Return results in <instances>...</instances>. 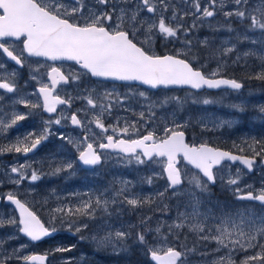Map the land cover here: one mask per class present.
Masks as SVG:
<instances>
[{
	"label": "snow or ice",
	"instance_id": "snow-or-ice-1",
	"mask_svg": "<svg viewBox=\"0 0 264 264\" xmlns=\"http://www.w3.org/2000/svg\"><path fill=\"white\" fill-rule=\"evenodd\" d=\"M217 17L223 22H214ZM201 29L210 35L196 36ZM220 32L229 35L221 38ZM244 44L251 47L242 50ZM157 45L163 51H157ZM0 55L17 66L9 70L0 61V136L34 115V110L56 114L42 118L39 130L0 144V155L16 153L27 158L50 137L60 141L56 151L40 161L25 159L0 174V187L14 186L0 200L18 211V216L12 211L0 214V229H12L0 237V264H50L49 257L57 254L62 264H83L85 253L65 254L84 242L94 253L114 258L116 264H125L137 251L151 264H190L192 256L199 257L196 264H264V180L259 187L245 183L246 174L264 168V140L252 138L250 144L244 140L250 155L233 154L207 141L190 143L189 130L200 128L203 134L232 128L237 121L194 115L185 107L188 96L153 99L139 90V86L188 88L199 93L223 87L240 92L243 80L224 75L229 65L252 69L246 78L264 82V0H0ZM30 58L53 63L46 68ZM252 60L257 63L253 65ZM58 61L78 67L62 70L55 64ZM212 63L215 68L205 71ZM25 68L28 79L21 85L19 70ZM85 79L123 82L129 91L119 93L115 87H85L75 95L58 91L60 85L79 87ZM29 82L38 86L32 92L26 91ZM77 100L82 107L58 113V106L71 109ZM133 101L144 110L136 113L125 107ZM215 102L191 97L194 105ZM16 105L28 111H17ZM228 107L237 114L249 111L246 104ZM115 109L133 111L139 121L157 124L159 132L153 128L139 136L137 121L125 120L121 127L119 117L106 124L105 118ZM252 112L264 121V103L255 105ZM62 121L81 129V136L54 131L53 125L62 126ZM130 130L138 138H124ZM103 150H114L124 166L158 164L160 171L138 180L114 175L102 188L73 192L70 196L76 202L65 197V202L50 208L48 222L20 198L25 183L35 185L46 176L68 180L76 175L77 166L93 170L101 166L112 158ZM239 151L244 153L245 148ZM182 161L191 166L189 171L182 170ZM237 162L243 168L232 172ZM160 179L164 180L162 190L147 195L136 191L137 185L151 187ZM217 191L228 194L232 203L222 201ZM24 194H35V188L25 189ZM244 201L258 203L261 210L233 206ZM145 208L148 212L138 215L135 223L124 219ZM60 232L76 237L77 243L57 245L42 254L27 253V244L6 247L20 235L39 242ZM189 235L195 238L191 246ZM210 244L215 247L209 248Z\"/></svg>",
	"mask_w": 264,
	"mask_h": 264
},
{
	"label": "rangeland",
	"instance_id": "rangeland-1",
	"mask_svg": "<svg viewBox=\"0 0 264 264\" xmlns=\"http://www.w3.org/2000/svg\"><path fill=\"white\" fill-rule=\"evenodd\" d=\"M215 22V21H214ZM222 33V34H221ZM206 35H210L207 29H201L198 33H196V36L199 38H203ZM218 36L221 38L227 37L228 33L226 32H220L218 33ZM172 46V45H171ZM173 47V46H172ZM251 47V45L244 44L240 45V48L243 50L245 48ZM215 64H209L207 67L208 71H211L213 68H215ZM115 87L117 92L124 93L129 91L128 87L126 85L122 87H118L117 84L113 83H100L97 85L98 89H111ZM139 90L146 91L149 95L152 96L153 99L157 98H163L165 95H167V91L160 89L157 91H148L143 88L139 87ZM220 103L222 102V107L211 109L208 107L198 108L194 111H191L194 115H202L206 116L209 120L215 119L217 117L222 119H233L236 120L237 123L232 128H221L217 130L207 131L201 134L200 128H196L194 131L189 130L188 136H193L194 140H189L188 142L192 143H199L203 141L209 142L212 146L215 147L213 144L214 141L217 140H225L230 141L231 144L237 143L242 144L245 139H247L248 143L250 144L252 142V138L258 139V140H264V121H261L256 118L255 114L252 112V108L255 105L264 103V99L259 100L260 98H252L250 96H247L243 92H233V91H218ZM142 103V101H141ZM232 103H240V104H246L248 106L249 111L246 114H237L234 113L232 109L228 107L229 104ZM126 108L130 107L133 109L136 113H139L141 110H144L140 107L139 104H137L135 101L131 102L130 105H125ZM190 111V110H189ZM245 116V118H244ZM117 117L121 118L120 120V126L122 127L124 124V121H128L129 123H132L133 121H137V128L139 129V134L143 135L146 134L147 131L153 130L155 128L157 132H159V127L157 124H146L143 121H139V118L137 115L133 114V111H125L123 109H115L111 116H108L105 118L106 124H113L116 122ZM38 123V122H37ZM41 124V121L39 122ZM56 126V125H55ZM211 127V125H209ZM53 130L56 131L53 127ZM93 131L96 133H99V129L93 128ZM66 134H72L74 136L77 135L76 131H73L71 129H67L65 131ZM108 134H111L109 132ZM135 134H133L130 130V134L128 137L125 138H133ZM53 137V142L51 143L54 145V147L57 149V146L60 144V141L57 140L55 136ZM111 154V153H110ZM74 155V154H73ZM108 155V154H107ZM46 157L38 155L36 158L32 159L35 161H40V158ZM111 159H109L107 162L102 164L101 166L97 167L96 170L85 172L81 171L77 166V173L75 176H73L71 179L65 180L63 177H44L41 181L36 182L35 185H29L25 183L22 190L20 191L21 199L27 200L30 207L33 211L39 215V217L42 219V221L48 222L50 219V208L55 207L58 203L65 202L64 198L67 197L70 202L75 203V199L70 196L71 193L77 192V193H83L84 191L88 189L95 190L97 188H102L105 186L112 177L115 176H122L127 179H133L138 180L139 177L144 176L146 174H150L153 170L160 171V166L158 164H153L149 166H137L133 162V164L124 166L123 164L119 163L116 160V154H111ZM29 159V158H26ZM25 159H21L20 162L23 163ZM181 168L184 171H189L191 168L186 166L184 163L181 162ZM237 168H241L238 165H232L231 171L235 172ZM45 170H47V166L45 165ZM264 180V168H257L253 174H246L245 176V183L253 184L256 187H259L261 184V181ZM164 185V180L160 179L157 180L153 186L149 187L147 185H137L136 191L137 192H143V194L147 195L149 193H154L158 190H162ZM28 188H35V194L33 195H25L24 191ZM55 189V194L52 195V190ZM58 195L61 199L58 201L55 197ZM217 196L222 201H228L229 203H232L231 197L228 194H223L217 191ZM45 198H47V203H44ZM233 206L239 207V206H252L255 207L257 211H260V207L254 204L247 205L245 202H239L237 204H234ZM148 209H142L136 214L126 215L124 219L126 221H130L132 223H135L138 215L147 213ZM154 218H156L154 216ZM67 232H62V235L65 236ZM87 235V233H85ZM0 237L2 235L0 234ZM65 242L68 244L77 243V238L70 235L69 237L63 238ZM171 239V238H169ZM189 239H191L188 244L191 246L195 242V238L189 235ZM10 241L9 245L6 247H14L19 244H27L30 245V242L27 241ZM52 245V244H51ZM48 249L49 244L46 245ZM56 245L53 244L50 246V248L55 247ZM40 249L42 246H38ZM209 248L215 247V245H208ZM81 253L86 254V259L83 261V264H116V261L114 258L107 256L103 253H94L92 251L91 246L87 243H78V246L76 250L72 253H68L65 255H70L74 257H79ZM59 254H57V257H50V264H62V261L58 259ZM111 258V259H110ZM240 257H237V261H239ZM111 260V261H110ZM190 264H196V262L199 260L198 256H192L189 258ZM110 261V262H109ZM79 264V262H78ZM125 264H130L129 262H125Z\"/></svg>",
	"mask_w": 264,
	"mask_h": 264
},
{
	"label": "flooded vegetation",
	"instance_id": "flooded-vegetation-1",
	"mask_svg": "<svg viewBox=\"0 0 264 264\" xmlns=\"http://www.w3.org/2000/svg\"><path fill=\"white\" fill-rule=\"evenodd\" d=\"M223 19L222 17H217L215 22H220L222 23ZM222 34V33H221ZM18 43V42H16ZM173 46V45H172ZM171 45L168 46L169 49L172 48ZM157 51H163L162 45H157ZM33 63H35L36 61H39L42 64L46 65V68L48 66H51L53 62L51 61H46L45 59H41V58H30ZM0 61H3L7 64V67L9 70H12L13 68H16L17 66L11 62L8 61L5 57H3L2 55H0ZM56 66H60L62 67V70H67L69 68H76L78 66L74 65L73 62L70 61H58L55 62ZM45 69H42V71H46ZM20 75H19V82L21 85L24 84V81L28 79V69L25 68L23 70H19ZM101 82H98L96 80H88L85 79L81 82V84L79 85V87L76 84H69V85H60L58 86V91L61 95H65V93H72L73 95H75L77 93V91H82L83 88L85 87H96L97 85L100 84ZM104 83V82H102ZM118 87H122L124 85H117ZM35 87H38L37 85H34L32 82H29V85L26 89L27 92H32L34 90ZM9 96H11V94H9ZM31 99L35 100L36 97H30ZM7 98L5 100V103H7ZM82 101H75L71 107V109H69L67 106H59L57 111L58 113L61 111H64L65 113H69V112H74L76 111L78 108L82 107ZM7 111H11V109H6ZM16 110L24 113L26 111H28V109H25L23 105H16ZM35 114L30 116L28 119L24 120V121H20L19 124L17 126H15L13 129L9 130V132L6 135L0 136V144H7L10 141H14L17 135H23L26 132L29 131H33V130H39L40 128V121L41 119H47L49 115H47V113H43L41 110H34ZM56 115V114H55ZM54 115V116H55ZM38 122V123H37ZM55 130L58 131H62L65 133V131L69 128L73 131H76L77 135L81 136L82 134V130L79 128H74L73 126L70 125V123L68 121H62V126H55L53 125ZM139 135V134H138ZM138 135L135 134V136L133 138H138ZM141 136V135H139ZM125 138V137H124ZM130 138V139H133ZM51 141L53 142V137H50L49 140L46 142V144L42 145L38 151H36L34 154L30 153L29 156L27 158L29 159H34L36 158V156L41 155V156H45L47 155L49 152L52 151H56V148L54 147V145L51 143ZM105 155L111 153V154H116L115 152H112L111 150H103ZM45 158V157H43ZM43 158H40L43 159ZM26 159L25 156H23V154H16V153H9V154H4V155H0V174H2L5 169L10 166L13 165L17 162H20V160ZM21 163V162H20ZM239 166V165H238ZM99 167V166H98ZM241 167V166H240ZM78 168L81 171H85V172H90V171H94L96 170V168L90 169V170H86V168H83L81 166H78ZM255 172V171H254ZM254 172L250 173L253 174ZM13 185L5 183L2 187H0V195H3L5 193H7L9 190L13 189ZM23 188V187H22ZM22 188L19 190L21 191ZM21 198V195H20ZM245 203H247V205H250L251 203L254 205H257L260 207L259 204L257 203H253V202H249V201H244ZM10 211L14 212L15 215H17L16 211L14 210L13 206L4 201V200H0V214L3 213H9ZM18 216V215H17ZM12 232L11 228H3L0 229V234L2 236H5L6 234H10ZM16 241V240H14ZM18 241H27L25 238H23L21 235L18 238ZM17 241V242H18ZM47 244H49V248H47ZM53 244L57 245H67V243L65 242V240L63 239V235L62 232L57 233L55 236L53 237H48L45 238L39 242H33L30 243V245H28L26 252L27 253H31V254H42L46 251H48L50 248V246H52ZM9 245V244H8ZM7 246V245H6ZM38 246H42V248L44 249H40V247ZM50 260V257H49ZM13 264H15V262H13Z\"/></svg>",
	"mask_w": 264,
	"mask_h": 264
},
{
	"label": "trees",
	"instance_id": "trees-1",
	"mask_svg": "<svg viewBox=\"0 0 264 264\" xmlns=\"http://www.w3.org/2000/svg\"><path fill=\"white\" fill-rule=\"evenodd\" d=\"M251 63L253 65H255L257 63V61L252 60ZM252 69H242L240 67H236V66H231L229 65V67L226 69V71L224 72V75L226 77H230V78H236L238 80H243L244 82V88L241 90V92H243L244 94H246L247 96H250L252 98H260L264 99V82H260V81H256V80H248L246 78V73L248 71H250ZM205 71H208L207 68L205 69ZM136 87V86H133ZM167 95H176V96H180V97H189V103L187 105H185L186 108H188L190 111H194L195 109L198 108H203V107H208L211 109H215V108H219L222 107V102L220 103V99H219V94L217 92H210V91H200L199 93H194L193 91H190L188 89H173V90H169L167 91ZM192 95H196L199 98H209V99H213L214 101H216L214 104L211 105H202V104H191V97ZM245 118V116H244ZM189 140H194L193 136H188ZM213 144L215 146L224 148V149H228L230 151L239 153V154H248L250 155L251 153L249 151H247L246 145L244 143L240 144L237 143L235 145V143L231 144L230 141H225V140H217L214 141ZM240 147H244L245 148V152L241 153L239 151ZM69 237V234L67 233L65 236H63V238ZM191 239H188V242ZM181 242H183V239L181 240ZM127 262H129L130 264H151V262L148 260V258L146 256L143 255V253L137 251V253L133 256H131L130 258H128Z\"/></svg>",
	"mask_w": 264,
	"mask_h": 264
},
{
	"label": "water",
	"instance_id": "water-1",
	"mask_svg": "<svg viewBox=\"0 0 264 264\" xmlns=\"http://www.w3.org/2000/svg\"><path fill=\"white\" fill-rule=\"evenodd\" d=\"M42 59H44V58H42ZM228 78H230V77H228ZM109 82H115V83H121V84H124L123 82H116V81H109ZM141 87H143V88H145V89H148V90H152V89H149L147 86H141ZM173 89H188V88H173ZM221 89H226V88H221ZM221 89H219V90H221ZM158 90V89H157ZM190 90V89H189ZM203 90H207L208 91V89H202V90H200V91H203ZM152 91H155V90H152ZM192 91H194V90H192ZM209 91H217V90H209ZM48 114V113H47ZM217 148H219V147H217ZM219 149H221V150H224V151H229V150H226V149H223V148H219ZM112 152H115L114 150H111ZM231 152V151H230ZM233 154H235L234 152H232ZM184 163V162H183ZM191 167V166H190ZM83 168H86V167H83ZM14 206V205H13ZM14 208H15V206H14ZM17 213H18V211H17ZM22 237H24L23 235H21ZM24 238H26V237H24ZM27 239V238H26ZM28 240V239H27Z\"/></svg>",
	"mask_w": 264,
	"mask_h": 264
},
{
	"label": "bare ground",
	"instance_id": "bare-ground-1",
	"mask_svg": "<svg viewBox=\"0 0 264 264\" xmlns=\"http://www.w3.org/2000/svg\"><path fill=\"white\" fill-rule=\"evenodd\" d=\"M224 90H228V89H221V90H217V91H213V92H218V91H224ZM228 91H231V90H228ZM241 91V90H240ZM211 92V91H210ZM231 152H233V151H231ZM235 154H239V153H236V152H234ZM227 163H230V162H227ZM233 165H239V163L237 162L236 164H233ZM239 166H241L242 168H243V166L242 165H239ZM86 170H90V169H88V168H86ZM258 204V203H257ZM13 206V205H12ZM13 208H14V206H13ZM14 210H15V208H14ZM16 211V210H15ZM16 213H17V211H16ZM17 215H18V213H17ZM39 216V215H38ZM155 219V218H154ZM30 242V241H29ZM30 243H33V242H30ZM111 259V258H110ZM111 261V260H110ZM109 261V262H110Z\"/></svg>",
	"mask_w": 264,
	"mask_h": 264
}]
</instances>
